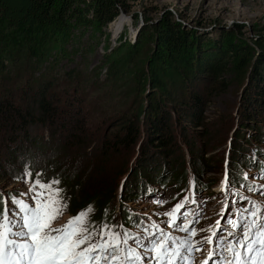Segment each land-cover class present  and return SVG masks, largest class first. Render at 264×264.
I'll return each mask as SVG.
<instances>
[{"label":"rangeland","instance_id":"1","mask_svg":"<svg viewBox=\"0 0 264 264\" xmlns=\"http://www.w3.org/2000/svg\"><path fill=\"white\" fill-rule=\"evenodd\" d=\"M167 20L177 23L183 30L188 31L194 41L201 44L202 53H207L205 58L220 57L222 61L228 60L227 70L220 78L214 77L207 69L203 70L197 65L189 74L188 82L174 71L168 79V92L163 89L156 90L152 86L148 78L151 61L156 51L159 27ZM99 25L74 29L65 44L66 55L52 53L53 55H48L47 60L40 66H36L32 61L23 64V60L22 65L20 63L19 66H9V70L0 73V97H5L7 92L8 96L12 97L14 94L11 92L15 90L24 97L26 94L30 96L31 91L38 90L41 82L44 84L49 81L50 97L55 99L63 118L53 126L52 130L48 126L32 124L28 132L29 141L26 138L18 139L12 144L16 158H12V155L6 152L8 146L3 147L0 152V192L7 196L8 207H13L10 203L11 198L22 199L34 206L33 192L30 190L34 188L35 181L50 183V179L41 176L32 177L42 168L50 178L54 174V166L65 165L63 170L68 172L76 170L79 178L90 185L89 179L92 175H97L94 174L97 165H100V160L106 152L101 139L110 138L115 131L122 129L126 115L135 114L141 107L149 111L155 105L153 102L155 98L161 101L160 105L168 109L167 104L171 102L169 100L175 98L183 101V105L175 103V107L177 112L185 116L189 112L187 105L191 100V94L196 92L201 94L205 101V125L203 129H199L202 131L201 134L197 133L199 142H196V152L204 159L208 158L204 163L210 165L205 168L203 179L216 182L212 187L214 194L210 198L207 197L209 190L206 187L196 191L190 177L192 173L190 174L188 193L191 202L184 204L177 222L193 221L192 226L196 228L197 236L190 237L185 232L169 227L171 218L165 213L176 206L172 199L176 192L174 185L160 188L162 190L160 196L141 197V200L132 203L131 206L133 211L145 214V219L149 220L152 228L158 231L155 232L158 239L170 235L176 241L187 239L189 244H196L197 241H205L212 232H216L213 243L211 245L201 243L199 246L202 251L193 250L187 264H193V261L194 264H202L208 253L217 249L221 255H229L224 252L229 242L233 241L229 232L238 231L232 228L229 221L247 222L249 217L244 209L253 210L254 206L264 211V190L255 191L253 188L239 187L238 192L242 195H238L236 191L231 193L229 185L222 190L224 187L221 184L226 171L229 173L232 147L237 143L235 138L237 127L241 129L240 124L244 122L246 103L242 100L251 88L256 69H259L264 77V57L262 58L264 0H119L117 16L100 30ZM225 32L232 33L233 42L245 52L248 50L250 62L244 67V72L240 71L235 57H227L225 53L216 50ZM30 85L34 89L27 87ZM16 92L14 93L17 94ZM23 100L25 101V98ZM19 101L21 103V100ZM169 110L174 119V110L172 108ZM250 110L254 112V124L261 123L260 131L264 133V110L257 112L255 107H251ZM71 117L84 122L87 131L81 132V136L83 138L91 136L90 148L79 147V143L75 148L74 142L68 144L71 141L69 140L71 133L74 132L68 124ZM139 127L143 128L144 125L140 123ZM205 129L206 131L209 129V132L203 136ZM242 130L244 129L240 132L248 135ZM96 137L98 140L94 142ZM40 138L42 145L38 147L41 144ZM145 140L142 137L141 144ZM179 141L180 145L183 144L181 140ZM259 143L264 146V140ZM68 146L72 148L69 149ZM144 151L145 155L140 159L148 160V163L158 161L161 167L166 164L169 168L168 161L172 162V157L151 151L149 148ZM181 154L182 148L173 158H181ZM127 156L128 153L126 155L116 153L115 161L102 163L103 167H107L112 183L115 184L117 194L112 203L117 207L120 204V192L125 188L126 178L129 179L127 186L136 178L134 172L131 173L130 170L126 176H123L127 170L126 163H129ZM238 157V154L233 152V160L236 161ZM171 164L173 165L174 162ZM173 167L175 168V165ZM252 169L253 167L246 169L247 179L264 186V175L251 173L255 170ZM78 192L79 190L73 189L64 193L62 191L66 207L52 222V228H60L76 216L71 211L70 199L73 193ZM178 194L180 192L176 193V197ZM183 214H187L186 218ZM217 221L220 222L219 225ZM161 229L162 232L159 231ZM121 234L123 236V233ZM143 238L149 241L146 236ZM121 246L122 258L127 255L128 246L138 254L144 252L135 240L128 241L127 244L121 243ZM180 250L183 252V248ZM149 256L143 257V264H149ZM215 259L219 257H215L209 264H214ZM151 264H155V261H151Z\"/></svg>","mask_w":264,"mask_h":264},{"label":"trees","instance_id":"2","mask_svg":"<svg viewBox=\"0 0 264 264\" xmlns=\"http://www.w3.org/2000/svg\"><path fill=\"white\" fill-rule=\"evenodd\" d=\"M118 6L119 0H0V73L9 70V66H19L23 60V64L32 61L36 66H40L50 54L66 55L65 44L74 29L95 27L100 24V30L117 16ZM159 30L156 51L151 61V72L148 75L156 90L163 89L168 92V79L174 71L188 82L189 74L197 65L218 78L227 70L228 60L222 61L220 57L205 58L207 53H202L201 44L196 43L193 36L177 23L167 20L159 27ZM223 35L216 50L225 53L227 57H235L240 71L244 72V67L250 62L248 50L245 52L242 47L233 42L232 33L225 32ZM48 82L44 84L41 82L38 90L31 91L30 96L26 94L24 97L15 90L17 94L11 92L14 94H11L12 97L8 96V92L5 97H0V152L3 147L8 146L6 152H9L12 158H16L12 144L18 139L26 138L29 141L28 132L32 124L48 126L52 130L60 119L63 120L55 99L50 97L51 83ZM32 86L35 85L32 84ZM27 87L32 88L31 85ZM244 100H242L246 103L244 122L242 121L240 125H242L241 129H244L242 131L244 133L246 131L248 135L240 132L241 129L237 127V133H235L237 143L233 144L228 170L230 187L242 183L254 184L253 180L245 179V173L248 174L246 169L253 167L255 170L252 169L251 173H264V146L259 143L263 142L264 133L260 131L261 123L254 124V112L250 110L251 107H255L257 112L264 110V77L259 69L255 71L251 88ZM169 101L171 102H168V109H166L165 106L160 105L161 101L155 98L153 101L155 105L149 111L141 107L135 114L126 115L122 129L115 131L110 138L101 139L106 152L100 160V165H97L94 173L97 175H92L89 179L90 185L79 178L76 170H69V172L63 170L65 165L54 166L53 175L56 176H50L51 179L43 168L32 177L41 176L58 181L64 191L79 190L78 193L71 195V211L74 213L80 208L93 206L94 225L107 224L109 227L117 228L121 226L128 237L134 236L138 239H140L139 234L143 232L152 233L145 220V214L133 211L132 203H137L144 196L158 195L161 192L160 188L174 185L176 192L172 199L177 204H184L191 173L194 181L196 180L197 189L204 186L209 190V194H213L211 188L216 182L203 179L204 170L210 165L204 163L208 161V158L204 159L196 152V142H199L197 133L201 134L202 131L199 129H203L205 125L203 96L196 92L191 94V100L187 105L189 112L185 116L177 112L175 107V103L183 105L182 100L172 98ZM169 108L174 110V119ZM140 123L144 125L143 128L139 127ZM68 124L74 130L68 144L71 145L74 142L75 148L78 143L79 147L90 148L91 136L86 138L81 136V132L87 131L84 122L71 117ZM196 127L198 129H195ZM245 127L249 128L245 129ZM208 132L209 129L207 131L205 129L203 136ZM142 137L146 139V143L142 141L141 144ZM96 139L97 137L94 142L98 140ZM179 140L183 144L180 145ZM39 141L41 144L38 143V147H41L42 138ZM68 147L72 148V146ZM147 148L169 158L172 157V162L168 161L169 168L166 164L161 167L158 161L148 163V160L140 159L142 155H145L144 150ZM181 148L182 154L179 155L181 158L174 159L173 156ZM233 152L239 156L236 161L233 160ZM116 153L124 155L128 153L129 163H126L127 170L123 176H126L129 170L136 176L128 186L129 179L126 178L125 188L120 192L118 212V207L112 203L117 194L116 187L112 183L107 167H103L102 164L111 160L115 161ZM173 162L175 168L171 164ZM33 170L38 172L37 169L33 168ZM87 186L90 188L88 189ZM178 192H180V201L175 196ZM6 198L7 196L0 192V213L3 212ZM161 222L163 223L164 220L162 219ZM135 228H139L140 233L133 234L132 230Z\"/></svg>","mask_w":264,"mask_h":264},{"label":"snow or ice","instance_id":"3","mask_svg":"<svg viewBox=\"0 0 264 264\" xmlns=\"http://www.w3.org/2000/svg\"><path fill=\"white\" fill-rule=\"evenodd\" d=\"M229 176L226 171L223 182L225 187L229 184ZM58 184V181H35L34 188L30 190L33 192L34 206L17 198L10 199L13 207H8V200L4 202L5 207L0 213V264H143V257L149 254V264L151 261H155V264H187L193 250L202 251L199 245H211L213 237H216V232H212L205 241L189 244L185 239L178 244L170 235L158 239L152 233L147 243L135 240L144 249L143 254L129 249L122 258L120 244H127V233L122 236L107 224L100 227L98 232L94 228L89 231V214L93 211L91 205L87 211H81L71 218L66 225L52 228V222L66 207L62 189L54 187ZM183 207V203H178L170 212L165 213L171 218L169 227L195 237L198 233L192 226L193 221L177 222V213ZM244 212L248 213L247 222L229 221L232 228L238 230L229 232L234 241H230L224 249L229 255H221L219 249L210 251L202 264H209L215 257L219 259H215L214 264H264V211L254 206L253 210L244 209ZM183 215L186 218L187 214ZM219 223L217 221V225Z\"/></svg>","mask_w":264,"mask_h":264},{"label":"bare ground","instance_id":"4","mask_svg":"<svg viewBox=\"0 0 264 264\" xmlns=\"http://www.w3.org/2000/svg\"><path fill=\"white\" fill-rule=\"evenodd\" d=\"M223 187H224V185H223ZM224 189V188H223Z\"/></svg>","mask_w":264,"mask_h":264}]
</instances>
